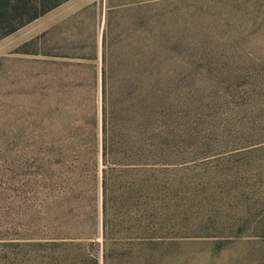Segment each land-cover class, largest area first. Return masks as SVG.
Listing matches in <instances>:
<instances>
[{
	"label": "trees",
	"instance_id": "trees-1",
	"mask_svg": "<svg viewBox=\"0 0 264 264\" xmlns=\"http://www.w3.org/2000/svg\"><path fill=\"white\" fill-rule=\"evenodd\" d=\"M68 1L0 0V41ZM184 1L103 0L71 15L67 21L73 24L96 11L100 55L80 54L84 44L73 37L50 49V33L44 31L0 58L4 67L18 57L42 83L0 90L1 110L16 97H24L26 107L20 116L25 121L0 123V158L23 154L33 160L38 176L53 182L70 207L86 200L94 205L101 197V233L96 226L88 235L44 241L46 264H164L184 238L264 237L255 232L264 231V216L254 225L246 215L235 221L212 192H202L199 201L205 219H189L187 196L200 192L199 186L217 189L214 178L232 172L237 148L219 159L198 158L199 151L190 150L199 136L190 125L202 119L191 122L188 114L190 88L182 73L187 31L175 25L184 22ZM216 5L223 35L234 45L245 47L251 36H264V0ZM92 44L98 47V39ZM260 144H247L242 156L264 151ZM194 164L202 177L191 180Z\"/></svg>",
	"mask_w": 264,
	"mask_h": 264
},
{
	"label": "rangeland",
	"instance_id": "rangeland-1",
	"mask_svg": "<svg viewBox=\"0 0 264 264\" xmlns=\"http://www.w3.org/2000/svg\"><path fill=\"white\" fill-rule=\"evenodd\" d=\"M102 1L64 3L2 39L0 58L44 31L50 33L47 45L50 49L58 48L67 37H73L74 42L84 44L78 49L80 54L94 56L99 52L100 55L102 24L98 28L96 11L92 9L82 14L73 24L67 19L82 8ZM218 1L185 0L182 2L184 22H175L186 29L188 38L182 57V73L188 77L190 88L186 90L188 114L191 122L202 119L199 125H195L196 122L190 125L199 134L196 142L191 140L190 150L197 149L198 158L203 155L219 159L237 148L232 152H237L232 172H222L214 178L220 181L217 189L202 190L199 186L200 192L193 191L187 196L192 205L189 219H205L199 201L204 196L202 192H212L217 205L227 210V217L236 221L246 215L254 225L264 216V151L245 158L240 151L249 143L261 142L258 146L264 147V36L259 34L255 41L251 36L244 41L245 47L234 45L227 34L223 35ZM96 38L99 48L92 44ZM234 77L239 79L234 81ZM39 80L36 71L18 57L0 67V90L41 87ZM25 108L24 97L6 102L5 110L0 107V123L16 125L25 121L20 117ZM22 155L0 158V264H46L49 252L40 246L44 241L88 235L96 226L101 233V197L94 205L86 200L79 207L73 205L76 209L70 207L61 190L53 182L42 180L34 161ZM190 167L189 179L202 177L199 165ZM52 173L61 176L64 171L53 169ZM228 205L232 206L227 208ZM94 212L96 216L92 217ZM262 231L255 230L257 234H264ZM96 241L100 243L102 238L97 237ZM97 249L101 262L102 248ZM164 264H264V237L245 234L241 238L204 235L184 238L169 250Z\"/></svg>",
	"mask_w": 264,
	"mask_h": 264
}]
</instances>
